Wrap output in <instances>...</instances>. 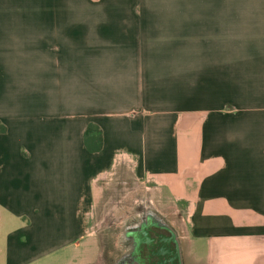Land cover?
I'll use <instances>...</instances> for the list:
<instances>
[{"label": "crops", "instance_id": "1", "mask_svg": "<svg viewBox=\"0 0 264 264\" xmlns=\"http://www.w3.org/2000/svg\"><path fill=\"white\" fill-rule=\"evenodd\" d=\"M133 199L187 215L191 264H264V0H0L3 264Z\"/></svg>", "mask_w": 264, "mask_h": 264}, {"label": "rangeland", "instance_id": "2", "mask_svg": "<svg viewBox=\"0 0 264 264\" xmlns=\"http://www.w3.org/2000/svg\"><path fill=\"white\" fill-rule=\"evenodd\" d=\"M137 201L141 204H146L147 207L149 208H152L159 216L165 219V221L170 225V227L174 231H176L177 235L179 236V240L181 242L183 264L195 263V261H202V259L205 258L204 253H202V251L194 253L191 250V246H192L191 243H188L187 236H188L189 224L187 220V215L183 214L182 212H178V210L171 203H167L163 200L160 201L159 199H155V200L153 199L152 203H150V201L148 200L147 201L137 200ZM134 209H136L135 204H133V210ZM136 215L137 214H135V216ZM132 216H133V212H132ZM138 217L139 215L135 218ZM120 218H121L120 216L116 218H112V217L106 218L105 222H103V224L100 226V230L96 229L95 233L90 234L86 238V241H88L89 244L83 243L80 244L78 248H71L65 251L53 253L50 256L38 260L32 264H108L110 263L111 257L115 256L117 258L120 251L118 250L117 246L115 250H111L110 244L108 247L107 243L108 242L116 243L120 240L123 241L122 239L123 232L121 230L122 228L121 229L117 228L118 226L121 225V223L120 225L116 226V230L110 228L111 226H113L112 222L119 221ZM2 227L3 225L1 224L0 226L1 230ZM108 249L110 250V252L108 251ZM111 252L113 253L111 254ZM2 257L3 255L0 251V264L4 263Z\"/></svg>", "mask_w": 264, "mask_h": 264}, {"label": "water", "instance_id": "3", "mask_svg": "<svg viewBox=\"0 0 264 264\" xmlns=\"http://www.w3.org/2000/svg\"><path fill=\"white\" fill-rule=\"evenodd\" d=\"M136 214L139 217L132 220L136 223L124 232L125 240L132 244L131 256L135 259L141 246L146 245L150 254L158 257V264H183L179 236L165 219L146 204H139Z\"/></svg>", "mask_w": 264, "mask_h": 264}, {"label": "flooded vegetation", "instance_id": "4", "mask_svg": "<svg viewBox=\"0 0 264 264\" xmlns=\"http://www.w3.org/2000/svg\"><path fill=\"white\" fill-rule=\"evenodd\" d=\"M133 202H131L130 207H128L129 209L127 210L125 215L119 219V221H113L112 222L113 226H111L110 228H112L114 230H116V226L120 225V223H121V225L118 226L117 228H119V229L122 228L121 230L123 232V234H122L123 241L120 240L116 243L115 242H108L107 243L108 247L110 244L111 250H115L116 246H117L118 250L120 251L117 258L115 256L111 257V259H110L111 261L108 264H158V261H159L158 257L151 255L149 248L146 245L141 246L140 252H139V254H137L135 256V259H134V257L131 256L132 244L128 240H125L124 232L128 226H131L134 223H136V221L134 223H131V221L134 220L135 217H137V215L135 216V214L137 212V207H139V204H141L137 200H133ZM133 204H135V208H136L134 210H133ZM131 211L133 212V216H135V217L132 216ZM99 230H100V227H99ZM109 249H108V251L110 252ZM112 253L113 252H111V254Z\"/></svg>", "mask_w": 264, "mask_h": 264}, {"label": "trees", "instance_id": "5", "mask_svg": "<svg viewBox=\"0 0 264 264\" xmlns=\"http://www.w3.org/2000/svg\"><path fill=\"white\" fill-rule=\"evenodd\" d=\"M92 134L94 135V137L96 138V135H97V139H98V143H99V146L102 144V136H101V132L100 130L97 128V127H93V126H90L86 133H85V138H86V141H88V137L89 135Z\"/></svg>", "mask_w": 264, "mask_h": 264}]
</instances>
